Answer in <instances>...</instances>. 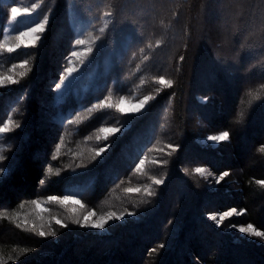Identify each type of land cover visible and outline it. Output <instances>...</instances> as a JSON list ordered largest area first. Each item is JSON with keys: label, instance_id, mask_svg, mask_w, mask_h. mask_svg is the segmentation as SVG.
<instances>
[{"label": "trees", "instance_id": "trees-1", "mask_svg": "<svg viewBox=\"0 0 264 264\" xmlns=\"http://www.w3.org/2000/svg\"><path fill=\"white\" fill-rule=\"evenodd\" d=\"M12 6H36L48 23L34 46L10 53L3 34ZM73 18L91 25L100 71L58 103L55 87L77 46ZM0 74L17 81L0 86V125L13 121L0 140V225L13 230L0 234V264H59L67 250L91 264H264V237L235 241L227 231H264V0H0ZM161 76L172 87L159 85ZM145 96L153 99L136 114L96 107ZM223 131L229 141H201ZM242 134L253 139L250 165L238 148ZM21 186L22 194L11 190ZM53 195L131 216L51 253L23 230L17 211ZM227 209L236 219H210ZM126 235L137 243L129 255Z\"/></svg>", "mask_w": 264, "mask_h": 264}, {"label": "rangeland", "instance_id": "rangeland-1", "mask_svg": "<svg viewBox=\"0 0 264 264\" xmlns=\"http://www.w3.org/2000/svg\"><path fill=\"white\" fill-rule=\"evenodd\" d=\"M20 9L23 8H29L31 9V14H23L21 13L17 17V21L13 22L11 20V14L9 16V19L5 23V30L3 34V39L6 42L8 47H13L20 43L16 39L17 36H19L21 31H27L29 27H35L37 22L43 23L44 19L38 20V14H37V8L36 6H16ZM73 24L76 28V32L78 34V40H84L85 43L83 45H78L75 47L73 52H77V56H70L68 60V65L65 71L62 74V77L58 84L60 85L59 88H57V85L55 87L56 90V101L59 103L62 99L65 98L68 90L72 87L73 84L77 83L80 87L84 86L89 87L90 84L93 82V80L96 78L100 71V63L94 54V47H95V42L96 39L94 38L93 33L89 32V29H91V25L86 22L84 19L78 20V18H73ZM46 27V25L44 26ZM44 32V31H43ZM43 32H38L34 33L33 35H38L42 36ZM31 37H25V43H27ZM39 41V40H38ZM36 41L35 44L38 42ZM24 47V44H21L19 48ZM91 48L92 52H88L87 49ZM18 49V48H16ZM116 53H120V50L117 49ZM113 60V53L108 52L106 53L103 58H102V63L104 64L105 67H108ZM71 68L72 72L69 73L67 70ZM10 75L7 74H0V78L3 77H9ZM1 92V91H0ZM127 102L123 105L125 109V113L129 114H136L139 112H132L130 111V108L134 104H138L140 100L142 99H128L124 98ZM120 103V101H119ZM145 107V106H144ZM144 109V108H142ZM141 109V110H142ZM71 111H68L67 113L59 112L57 115H55L56 118L64 119L69 116ZM47 118V117H45ZM7 121V120H6ZM4 121V122H6ZM4 124L0 125V127H3ZM6 133V132H5ZM5 133H0V140L2 139V136ZM221 134V133H219ZM216 134V135H219ZM254 134V133H253ZM252 137L250 134H242L240 140H239V151L240 154L245 157L246 160V165L252 164L254 161L252 159L253 153L251 149V143H252ZM202 142L204 143H209L212 146L217 145L219 142H214V141H209L206 138L201 139ZM200 169H203V173L205 175H210V171L206 167H199ZM1 173V172H0ZM22 187H11V190H13L15 193L22 194ZM58 197L60 200H63L64 196L68 195H53ZM49 197L51 196H45L42 200H38L36 202L39 203V207L37 206V203H34V201L22 205L21 209L17 211L18 216L20 219V224L27 233H36L39 237L34 238L36 245H40L43 243L44 246H49L51 253L57 251L58 247L62 246L65 242L67 244L70 240L74 239L75 237H79L84 233L92 234V233H101V234H106L110 232L111 228L117 224V223H122L125 219H128L131 215L127 213H121L117 214L115 213V216L112 219H108L109 213H114L112 211H109L107 213H99L93 208L88 207L85 203L81 202L78 200L75 196H69L71 199L64 204L59 203L58 201H52L49 200ZM72 200L79 201V203H73ZM171 200V199H170ZM7 202V198L4 196V192L0 195V206L5 204ZM255 207L257 209V204H255ZM232 209H227L224 212H221L217 216V220H220V217L225 213V212H230ZM236 210V209H235ZM5 213L4 211L2 214ZM263 213V212H262ZM1 214V215H2ZM91 214V215H90ZM238 215V212L236 211L233 213L231 216H225L224 219L227 218H234L236 219V216ZM3 216V215H2ZM123 217L122 219H118L116 217ZM216 216V215H215ZM85 217H88L87 221H85ZM101 217H104L107 222L104 224L103 229H97V228H92L90 227L91 224L93 223H98L101 222ZM223 219V220H224ZM59 220L60 223L58 224L56 221ZM79 220L80 223H76V221ZM222 220V222H223ZM235 221V220H233ZM261 221L264 222V213L261 216ZM236 222V221H235ZM89 226H85V225ZM66 225V227H65ZM225 225V224H224ZM247 225H232L230 226L227 231H231L235 235V241H239L240 238L243 240H248L250 236L249 233H242L239 229L240 228H247ZM257 230V229H256ZM43 231L45 233L44 236H40L39 233ZM259 231V230H257ZM25 232V233H26ZM55 233V235H52V233ZM13 230L11 228H4L2 225H0V234H5L6 238H11L12 237ZM240 236L239 238H236ZM246 237V238H245ZM255 237V236H254ZM142 238V237H141ZM50 239V240H49ZM123 244H122V251H126L125 255H129L131 250H134L135 247H137V243H135V247L132 245V242L129 240V236H124L122 238ZM45 242V243H44ZM243 242V241H242ZM70 243V242H69ZM68 243V244H69ZM101 243V242H99ZM140 243V242H139ZM87 245V244H86ZM84 244V246H86ZM83 246V245H81ZM132 246L134 248H132ZM47 248V247H46ZM56 248V249H55ZM128 252V253H127ZM57 253V252H56ZM180 253H184V248L183 245L180 247ZM66 259H64V262H59V264H91L88 261H85L81 259H77V261H74L75 258V253L74 252H69L68 250L65 253ZM233 254L235 255V252L232 251L231 254L229 255L230 257L233 258ZM128 257V256H127ZM139 259V257H138ZM234 259V258H233ZM138 261V260H137ZM239 261V260H238ZM190 262L193 264L197 263L198 260L196 258H190ZM234 262V261H233ZM252 262V261H250ZM115 264V261L113 260L112 262ZM245 263V262H244ZM56 264V263H52ZM116 264H121L117 262ZM134 264V263H133ZM145 264V263H142ZM235 264V263H233ZM239 264V263H237ZM247 264H249L247 262Z\"/></svg>", "mask_w": 264, "mask_h": 264}, {"label": "snow or ice", "instance_id": "snow-or-ice-1", "mask_svg": "<svg viewBox=\"0 0 264 264\" xmlns=\"http://www.w3.org/2000/svg\"><path fill=\"white\" fill-rule=\"evenodd\" d=\"M21 13L23 14H27V15H30L31 14V9L29 8H23V9H20L16 6H12L10 8V14H11V20L13 22L17 21V17L18 15H20ZM48 23V19L47 17L44 18V21L43 23H40V22H37L36 23V26L35 27H29L27 31H21L19 36L16 37V39L18 41H20V43H18L15 48L13 47H8L7 45H4L3 47H6L7 51L8 52H14L16 50V48H19L21 46V44H24V47L25 48H28L30 46H34L35 45V42L40 40L41 37L38 36V35H33L34 33H38V32H43L45 30V25ZM101 31H103V29H101ZM25 37H31V39L25 43ZM85 43L84 40H77L76 41V44L78 45H83ZM87 51L90 53L92 52V49L89 48L87 49ZM78 53L77 52H73L72 53V56H77ZM27 60L24 61V64L21 65V67L27 65ZM15 67V66H14ZM69 73L72 72V69L69 68L67 70ZM4 79H8V80H11V83L15 84L17 83V81L15 79H12L11 77H3V78H0V86H3V80ZM157 83L161 86H166V87H172V81L170 80H166L163 76H161L159 78V80L157 81ZM60 85L58 84L57 85V88H59ZM153 99L152 96H145L142 100L139 101L138 104H134L131 106L130 108V111L132 112H140L142 108H144V106L146 104H148V102ZM257 99H259V97H257ZM127 101L121 97L120 99V103L119 104H116V105H113L111 103H108L107 100H104L102 101L101 104H98L96 107L98 108H101L103 109L104 107H107V108H113L115 107L118 111L120 112H124L125 109L123 107V105L126 103ZM13 121L12 119L9 117L8 120L6 122H4V126L3 127H0V133H5V132H8L10 131L11 129L9 128V125L12 124ZM16 127H20V125H15ZM100 131L102 132H105V133H116V132H119L120 131V128L117 127V128H101ZM105 139H107V136H105ZM207 139L209 141H214V142H223V141H229L230 139V133L228 131H223L221 134L219 135H209L207 137ZM110 147V145H108ZM169 147H171V145H169ZM101 152L105 151V148H101L100 149ZM260 152H264V147H261L259 149ZM100 153L98 152L97 155H99ZM0 159H4V157L0 156ZM141 164H143V161L140 162ZM0 171H3V169H0ZM48 171L50 172L51 171V168L48 169ZM197 173H203V169H200V168H197L195 170ZM229 175V172L225 171L223 172L220 176H219V179L217 182L219 181H222L224 180L225 177H227ZM41 184H44V181L41 180L40 181ZM153 183L155 184H161L163 183L162 180H158V179H154L153 180ZM261 184H264V181H261L259 182ZM127 191L129 192H133V191H140L139 188H136V189H127ZM153 193L149 192V195H151ZM71 199V197L69 196H64L63 197V200H60L58 197L56 196H51L49 197V200H52V201H58L59 203L61 204H64V203H67L69 200ZM73 203H79V201H76V200H72ZM34 203H37V206L39 207V203L34 201ZM236 210L235 209H232L230 212H225L221 217H220V220H217V217L215 215H211L210 216V219H212L213 221H216L218 224L220 223V221H222L224 219L225 216H231L233 213H235ZM91 215V214H90ZM115 216V213H109L108 215V219H112L113 217ZM118 219H122L123 217H116ZM88 217H85V221H87ZM58 224L60 223L59 220L56 221ZM107 222V220H105L104 217H101V222H98V223H93L90 225V227L92 228H97V229H103L104 228V224ZM76 223H80L79 220L76 221ZM85 226H89V225H85ZM66 227V225H65ZM242 233H249L250 235L252 236H255V237H264V231H257L252 225H249L247 228H240L239 229ZM40 236H44L45 233L43 231H41L39 233ZM52 235H55V233L53 232ZM160 247H163V245H161Z\"/></svg>", "mask_w": 264, "mask_h": 264}]
</instances>
